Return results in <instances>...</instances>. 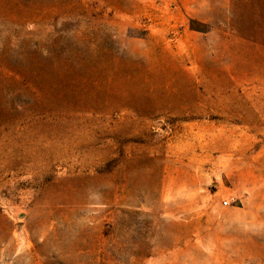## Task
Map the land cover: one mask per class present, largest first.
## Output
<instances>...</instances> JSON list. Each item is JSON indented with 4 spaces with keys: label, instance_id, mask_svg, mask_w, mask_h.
<instances>
[{
    "label": "rangeland",
    "instance_id": "obj_1",
    "mask_svg": "<svg viewBox=\"0 0 264 264\" xmlns=\"http://www.w3.org/2000/svg\"><path fill=\"white\" fill-rule=\"evenodd\" d=\"M0 264H264V0H0Z\"/></svg>",
    "mask_w": 264,
    "mask_h": 264
},
{
    "label": "built area",
    "instance_id": "obj_2",
    "mask_svg": "<svg viewBox=\"0 0 264 264\" xmlns=\"http://www.w3.org/2000/svg\"><path fill=\"white\" fill-rule=\"evenodd\" d=\"M230 203V201H225V205L227 206Z\"/></svg>",
    "mask_w": 264,
    "mask_h": 264
},
{
    "label": "bare ground",
    "instance_id": "obj_3",
    "mask_svg": "<svg viewBox=\"0 0 264 264\" xmlns=\"http://www.w3.org/2000/svg\"><path fill=\"white\" fill-rule=\"evenodd\" d=\"M203 234V233H202ZM259 251V250H258ZM261 257V256H260ZM257 258V257H256ZM252 260H254V259H252ZM263 260V259H262ZM254 261H256V259L254 260ZM259 261V260H258ZM259 263V262H258Z\"/></svg>",
    "mask_w": 264,
    "mask_h": 264
}]
</instances>
